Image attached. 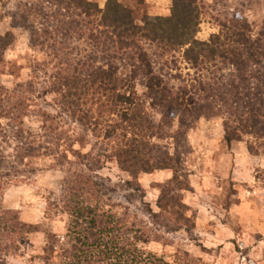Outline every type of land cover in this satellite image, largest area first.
Instances as JSON below:
<instances>
[{
    "label": "rangeland",
    "instance_id": "374dc122",
    "mask_svg": "<svg viewBox=\"0 0 264 264\" xmlns=\"http://www.w3.org/2000/svg\"><path fill=\"white\" fill-rule=\"evenodd\" d=\"M89 1L101 9L107 2ZM200 1L201 41H209L219 32L220 24L233 19L246 21L256 35L264 30V0ZM120 2L141 26L147 18L170 16L173 4L172 0ZM40 7H46L44 13L52 12L43 0L0 3V35L14 38L0 62V170L5 182L2 209L16 213L35 228L20 240V251L7 257V263L64 264L63 259L48 256L46 251L53 245L56 250L67 246L68 188L77 185V176L83 174L91 176L95 185L104 186L106 211L124 219L148 240L140 248L167 264H264V143L245 138L229 146L223 119L198 121L187 134L190 150L184 157V174L190 191L178 193L189 221L180 224L178 208L171 213L159 207V186L169 185L171 172L134 178L111 159L115 142L103 139V127L95 134L87 133L62 115L59 98L53 93L55 75L60 70L64 75L75 71L76 63L88 61L95 49L86 38L59 45L47 38L45 46H34L29 31L20 24V18V23L16 19L27 8ZM44 17H39L38 27L47 23ZM177 64L169 69L160 61L157 70L192 84L198 73L182 60ZM137 91L151 118L159 122L161 116L140 82ZM44 113L54 117L51 123L44 125ZM59 135L62 141H56ZM168 143L165 140L162 145ZM251 145L258 154L250 151ZM81 155L100 161V168L93 169L92 164L85 167ZM166 225L181 229L172 231Z\"/></svg>",
    "mask_w": 264,
    "mask_h": 264
},
{
    "label": "trees",
    "instance_id": "16d2710c",
    "mask_svg": "<svg viewBox=\"0 0 264 264\" xmlns=\"http://www.w3.org/2000/svg\"><path fill=\"white\" fill-rule=\"evenodd\" d=\"M172 2L170 16L147 18L142 26L120 0H107L104 9L89 0H43V5L52 8L50 15L44 13L46 7L27 8L16 21L20 18L34 46H45L47 38L55 45L74 38L89 41L95 49L90 59L76 63L69 74L60 70L55 75L53 93L62 115L87 133L95 134L103 127V139L115 142L111 159L134 178L171 172L169 185L159 186V207L171 213L178 208L182 224L189 219L178 191H190L184 157L190 150L187 134L198 121L223 119L229 146L245 138L264 143V30L256 35L246 21L233 19L220 24L209 41H201V1ZM43 14L47 23L38 27ZM13 42L12 35H0V62ZM179 60L198 73L192 84L158 72L160 61L171 69L178 67ZM139 82L158 110L159 122L146 110L137 91ZM53 118L44 113V125ZM59 136L56 141L63 140ZM165 140L169 143L162 145ZM250 151L258 154L252 145ZM81 158L85 167L100 168V161ZM3 177L0 170V264H8L7 257L18 254L20 240L35 228L2 209ZM93 181L81 174L77 185L68 188L67 246L56 250L53 245L46 254L63 259L64 264H167L140 248L148 240L133 226L106 211L104 186ZM166 226L172 231L181 229Z\"/></svg>",
    "mask_w": 264,
    "mask_h": 264
}]
</instances>
